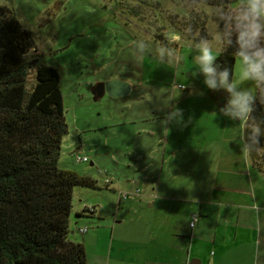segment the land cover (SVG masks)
I'll list each match as a JSON object with an SVG mask.
<instances>
[{"label":"rangeland","instance_id":"374dc122","mask_svg":"<svg viewBox=\"0 0 264 264\" xmlns=\"http://www.w3.org/2000/svg\"><path fill=\"white\" fill-rule=\"evenodd\" d=\"M0 5L10 7L31 32L35 50L27 58L37 59L36 66H54L60 73L68 123L59 160L62 169L102 183L114 174L117 161L127 163L133 158L131 145L165 140L169 125L171 131L178 125H162L165 112L171 110L164 106L167 103L183 110L188 122L187 126L180 124L183 127L192 128L209 118L207 124L212 120L216 125L227 123L228 131L232 128L234 136H240L239 122L219 112L227 94L208 89L203 75H195L198 39L206 38L217 56L225 51L215 19L220 6L187 0H0ZM165 32L179 39L169 43ZM140 40L153 50L161 45L171 48L180 59L161 63L152 54L140 55L136 49ZM36 66L30 70L31 81ZM238 75L236 59L234 76L238 79ZM108 81L126 82L131 91L97 98L94 87ZM240 86L257 91L252 82H240ZM77 155L88 161H77ZM103 192L76 187L74 209L90 198L105 205L106 221L113 220L117 209ZM109 192L116 201L118 193ZM97 223L88 225L93 230ZM78 226L72 219L71 238L82 241L84 233L77 231Z\"/></svg>","mask_w":264,"mask_h":264},{"label":"crops","instance_id":"0c3cea01","mask_svg":"<svg viewBox=\"0 0 264 264\" xmlns=\"http://www.w3.org/2000/svg\"><path fill=\"white\" fill-rule=\"evenodd\" d=\"M207 122L169 125L165 140L129 147L133 158L94 189L112 198L113 220L90 198L73 206L76 230L88 231L81 241L71 227L70 238L85 245L88 264H264V173L227 123ZM87 206L96 214L78 216Z\"/></svg>","mask_w":264,"mask_h":264},{"label":"trees","instance_id":"16d2710c","mask_svg":"<svg viewBox=\"0 0 264 264\" xmlns=\"http://www.w3.org/2000/svg\"><path fill=\"white\" fill-rule=\"evenodd\" d=\"M187 1L223 6L237 0ZM32 50L31 32L10 7L0 5V264H88L85 245L70 238L74 191L100 185L59 166L68 133L61 76L56 67L27 58ZM233 51L226 49L217 62L234 74ZM254 114L264 121L259 101ZM249 158L264 173V147ZM94 214L96 207L87 206L77 215Z\"/></svg>","mask_w":264,"mask_h":264},{"label":"clouds","instance_id":"9594fccd","mask_svg":"<svg viewBox=\"0 0 264 264\" xmlns=\"http://www.w3.org/2000/svg\"><path fill=\"white\" fill-rule=\"evenodd\" d=\"M215 19L220 33L221 41L228 48L234 49L233 55L239 64L238 79L228 67H221L217 62L213 46L206 38L198 39L194 48L197 52L195 63L198 71L195 75L202 74L203 83L213 91H224L226 103L219 109L220 114L240 124V137L242 141L240 152L245 159L252 151H259L264 147L260 138L264 136V121H257V101L264 106V0H239L236 7L223 5L217 9ZM192 31L191 28L188 29ZM164 37L169 43L178 37H173L165 32ZM137 52L156 56L161 63H171L175 58L179 60L175 51L166 46L150 49L147 42L140 40L136 43ZM240 82H252L259 90L256 94L250 89L242 88ZM181 89L183 86H180ZM191 94V93H190ZM170 111L165 112L162 125L183 124V110L169 105Z\"/></svg>","mask_w":264,"mask_h":264},{"label":"water","instance_id":"95a60500","mask_svg":"<svg viewBox=\"0 0 264 264\" xmlns=\"http://www.w3.org/2000/svg\"><path fill=\"white\" fill-rule=\"evenodd\" d=\"M131 86L126 82L108 81L106 83L97 84L94 87V92L97 98L102 97L105 93L112 96H123L129 94Z\"/></svg>","mask_w":264,"mask_h":264},{"label":"built area","instance_id":"2783aa9c","mask_svg":"<svg viewBox=\"0 0 264 264\" xmlns=\"http://www.w3.org/2000/svg\"><path fill=\"white\" fill-rule=\"evenodd\" d=\"M76 159H77V161H81V162H87V161H88V158H87V157H80L79 155H77ZM121 195H122V196H125V197L128 196L127 193H121ZM89 207H90V206H89ZM197 220H198V217L195 216V217L193 218L192 222H191V227H194V226H195ZM80 231H81L82 233H85V232L88 231V227H82V228H80Z\"/></svg>","mask_w":264,"mask_h":264}]
</instances>
